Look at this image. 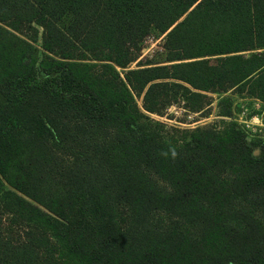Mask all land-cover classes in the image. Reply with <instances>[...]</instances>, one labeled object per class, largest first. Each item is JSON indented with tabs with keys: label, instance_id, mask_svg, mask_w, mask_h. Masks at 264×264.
<instances>
[{
	"label": "trees",
	"instance_id": "16d2710c",
	"mask_svg": "<svg viewBox=\"0 0 264 264\" xmlns=\"http://www.w3.org/2000/svg\"><path fill=\"white\" fill-rule=\"evenodd\" d=\"M215 88L264 104V0H0V264H264V136L136 103Z\"/></svg>",
	"mask_w": 264,
	"mask_h": 264
},
{
	"label": "rangeland",
	"instance_id": "374dc122",
	"mask_svg": "<svg viewBox=\"0 0 264 264\" xmlns=\"http://www.w3.org/2000/svg\"><path fill=\"white\" fill-rule=\"evenodd\" d=\"M165 38L166 35L152 31L141 44L136 61L130 65L129 69H137L140 64H165L167 59V51L164 48ZM119 71L125 72L121 69ZM220 96L230 97L236 103V122L245 126V128L247 124L249 126L248 130L252 134L264 136V104L255 98H251L247 92L239 94L235 89L228 88L227 91H223L215 88L203 93L199 99L190 100L191 105L187 104L182 97H179L176 102L163 106L156 114H148L144 110L143 96L137 97L136 103L153 124L162 126L163 136L181 140L187 131L210 127L214 124L219 128L223 126V119L218 116ZM225 120L226 122L230 121L229 119ZM255 129L257 132L253 133L252 131ZM258 130H261V132ZM62 161L68 163L69 160L63 159ZM2 223L6 236L12 234L14 239L19 240L21 231L17 229L10 231L6 217L2 219Z\"/></svg>",
	"mask_w": 264,
	"mask_h": 264
},
{
	"label": "built area",
	"instance_id": "2783aa9c",
	"mask_svg": "<svg viewBox=\"0 0 264 264\" xmlns=\"http://www.w3.org/2000/svg\"><path fill=\"white\" fill-rule=\"evenodd\" d=\"M246 128L249 129V126H248L247 124H246ZM251 131H252V130H251ZM258 131L261 132V130H258ZM252 132L255 133V132H257V130L255 129V130H253Z\"/></svg>",
	"mask_w": 264,
	"mask_h": 264
},
{
	"label": "water",
	"instance_id": "95a60500",
	"mask_svg": "<svg viewBox=\"0 0 264 264\" xmlns=\"http://www.w3.org/2000/svg\"><path fill=\"white\" fill-rule=\"evenodd\" d=\"M259 153V151H256L254 154L256 155V154H258Z\"/></svg>",
	"mask_w": 264,
	"mask_h": 264
}]
</instances>
